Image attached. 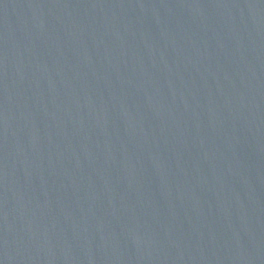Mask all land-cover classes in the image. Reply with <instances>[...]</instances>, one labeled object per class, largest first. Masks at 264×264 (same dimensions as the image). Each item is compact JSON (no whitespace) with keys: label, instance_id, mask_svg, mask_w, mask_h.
Masks as SVG:
<instances>
[{"label":"water","instance_id":"1","mask_svg":"<svg viewBox=\"0 0 264 264\" xmlns=\"http://www.w3.org/2000/svg\"><path fill=\"white\" fill-rule=\"evenodd\" d=\"M0 264H264V0H0Z\"/></svg>","mask_w":264,"mask_h":264}]
</instances>
